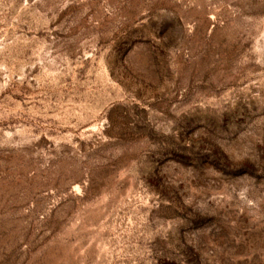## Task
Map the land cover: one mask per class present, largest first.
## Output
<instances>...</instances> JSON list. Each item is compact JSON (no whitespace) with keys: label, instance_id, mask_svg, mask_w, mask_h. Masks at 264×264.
<instances>
[{"label":"rangeland","instance_id":"1","mask_svg":"<svg viewBox=\"0 0 264 264\" xmlns=\"http://www.w3.org/2000/svg\"><path fill=\"white\" fill-rule=\"evenodd\" d=\"M0 264H264V0H0Z\"/></svg>","mask_w":264,"mask_h":264}]
</instances>
